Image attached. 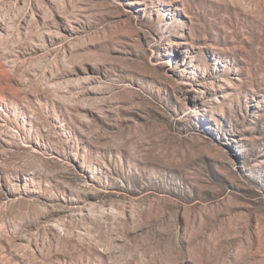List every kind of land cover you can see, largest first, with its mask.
<instances>
[{
  "label": "rangeland",
  "instance_id": "1",
  "mask_svg": "<svg viewBox=\"0 0 264 264\" xmlns=\"http://www.w3.org/2000/svg\"><path fill=\"white\" fill-rule=\"evenodd\" d=\"M0 264H264V0H0Z\"/></svg>",
  "mask_w": 264,
  "mask_h": 264
}]
</instances>
